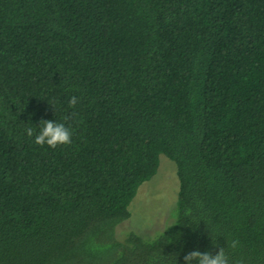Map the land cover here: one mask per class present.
<instances>
[{
  "label": "trees",
  "instance_id": "16d2710c",
  "mask_svg": "<svg viewBox=\"0 0 264 264\" xmlns=\"http://www.w3.org/2000/svg\"><path fill=\"white\" fill-rule=\"evenodd\" d=\"M41 120L71 144H36ZM160 154L174 221L118 240ZM220 247L264 264V0H0V264H184Z\"/></svg>",
  "mask_w": 264,
  "mask_h": 264
},
{
  "label": "rangeland",
  "instance_id": "374dc122",
  "mask_svg": "<svg viewBox=\"0 0 264 264\" xmlns=\"http://www.w3.org/2000/svg\"><path fill=\"white\" fill-rule=\"evenodd\" d=\"M178 189L175 163L160 154L156 173L137 189L128 207L130 216L116 227V238L122 240L130 232L153 238L168 228L175 218Z\"/></svg>",
  "mask_w": 264,
  "mask_h": 264
},
{
  "label": "clouds",
  "instance_id": "9594fccd",
  "mask_svg": "<svg viewBox=\"0 0 264 264\" xmlns=\"http://www.w3.org/2000/svg\"><path fill=\"white\" fill-rule=\"evenodd\" d=\"M78 103V97L72 96L69 100V107L75 108ZM73 116L75 113L72 114ZM65 120L68 117L64 118ZM43 126L40 131L35 134L34 141L36 144L55 148L57 145H68L72 142L73 131L70 126H67L63 122H57L53 120H41ZM35 130L33 128H27L26 133L29 137H33ZM215 245V244H214ZM227 247L235 250L239 247V241L233 239L231 242H227ZM184 264H229L230 257L225 251V247H220L219 250L213 254L212 252L200 250H192L184 255Z\"/></svg>",
  "mask_w": 264,
  "mask_h": 264
}]
</instances>
